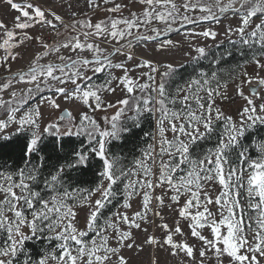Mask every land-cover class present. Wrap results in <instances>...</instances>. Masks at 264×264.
<instances>
[{
  "label": "snow or ice",
  "instance_id": "1",
  "mask_svg": "<svg viewBox=\"0 0 264 264\" xmlns=\"http://www.w3.org/2000/svg\"><path fill=\"white\" fill-rule=\"evenodd\" d=\"M4 3L18 14L11 27L0 21V264H129L123 250L145 246L174 264H264V137L253 135L264 128V0H86L93 15H108L72 12L70 23L30 0ZM229 13L239 20L229 42L254 51L228 80L194 69L180 84L171 64L160 72L136 54L141 44L175 48L168 36L185 25L194 26L185 39L215 40L196 26ZM36 27L52 42L33 36ZM33 40L42 51L13 73L17 49ZM189 47L192 61L207 58L206 47ZM229 80L244 102L235 115L218 104L233 99ZM136 137L130 158L111 150ZM150 215L163 235L137 244L133 229L147 234Z\"/></svg>",
  "mask_w": 264,
  "mask_h": 264
},
{
  "label": "rangeland",
  "instance_id": "2",
  "mask_svg": "<svg viewBox=\"0 0 264 264\" xmlns=\"http://www.w3.org/2000/svg\"><path fill=\"white\" fill-rule=\"evenodd\" d=\"M16 2L23 3L24 0H16ZM30 2L34 4L38 3L46 8H50L52 11H55L57 14L61 15L64 18L65 23H70L72 18V12H77L78 14L87 13L89 16H92L93 22L108 15L107 13L103 12H98L93 15L91 10L87 7L86 0H30ZM124 2L127 3L128 0H124ZM138 8L139 5H136L134 6L133 10H136ZM17 14L18 13L12 10L10 6L4 3V0H0V21L4 22L9 27H11L13 19ZM77 18L80 17L78 16ZM238 23V18H233L231 13H229L227 15V18L221 17V21L219 24H216L214 22H203L200 25L196 26V30L211 27L214 31L218 33V36L215 40H212L210 38L205 39L202 37H198L191 40L185 39V33L187 31H190L194 27L192 25H185L183 28L180 29L179 33L173 32L170 33L168 36V38L177 42V46L175 48L157 52L155 51L154 44L150 43L147 47L141 44L136 48V54L140 58L149 59L152 60L154 63H157L160 72L165 71L164 65L166 64H171L174 68H180L186 64L193 62L192 56L196 55L189 47L190 43L192 45L206 47V51L209 52L213 48H216L222 44L229 42V37L225 35L226 29L228 25L236 27ZM59 30L63 31V28H60ZM30 31L33 36L43 35L47 42H52V34L50 33V31L42 30L39 27H36ZM164 38L165 37H161V39ZM231 39L235 40L237 39V37L233 36L231 37ZM17 51L20 52L21 55L16 61L11 62L13 73H15L18 69H26L30 59L33 58L36 52L42 51V47L35 40H33L25 46H22L21 48L17 49ZM245 67L250 74H254V72L256 71L255 65H245ZM144 70L134 71L132 75L138 76L139 72ZM242 70L243 69L237 67L233 69L230 73L238 74ZM260 74L264 75V72H261ZM7 75L8 73L6 72V70L4 68H0V80L4 79V77ZM157 79H159V76H157ZM228 82L229 95L232 96L233 99L226 100L223 102L218 101V104H220V106L227 114L235 115L238 107L242 106L244 102L240 99V97L235 95L232 88V82L230 80ZM18 87H22V85H18ZM117 97L123 98V94L118 91L115 96H110L109 99L115 102V99ZM257 103H259V101H257ZM100 115H103V113H101ZM262 137H264V135ZM252 154L255 155L254 152ZM219 191L220 187L218 184H216L211 192V195L215 196L219 194ZM135 210H137V205L134 203L132 211ZM213 211H215V208H213ZM162 214L165 216V222H167L169 225H174L175 220L178 218L175 213L167 209H165ZM153 219H155V224L160 223L159 218H153L150 215V222L144 225V227L148 229L147 234L142 230L133 229V236L137 244H141L145 239L146 235L148 234H155L157 237H162L163 233L161 232V230H159L153 223H151ZM81 220L83 221V214L81 215ZM182 227L187 233L188 229L186 224L182 223ZM205 235H209V233L205 231ZM181 238L182 237H177V239ZM123 254L127 257L129 264H151V260L153 257L158 258L160 264H174L173 258H171L165 251L160 249H154L151 246H145L144 250L140 252H137L136 250L125 249L123 250ZM225 264H227V259H225Z\"/></svg>",
  "mask_w": 264,
  "mask_h": 264
},
{
  "label": "trees",
  "instance_id": "3",
  "mask_svg": "<svg viewBox=\"0 0 264 264\" xmlns=\"http://www.w3.org/2000/svg\"><path fill=\"white\" fill-rule=\"evenodd\" d=\"M252 51L254 50H249L248 48L237 44L236 46H233L230 42H227L225 44H222L216 48H213L208 52L207 58H202L199 61H193L189 64H186L180 68H176L178 72L177 76V83L182 84L183 80L180 79V76H183L184 80L188 79L190 75H195L194 69L199 71V70H204V71H212L216 70L219 72L220 76L224 79H228V74L235 68H240V65H244L245 61L250 59L252 55ZM228 53H231L229 56ZM217 59L220 61L218 65L212 63L213 59ZM173 88L175 85L172 86ZM145 130L146 131H151V128L149 127L148 124H145ZM253 135L256 136L257 138H260L264 135V128L255 130L253 132ZM215 141H209L204 147H211L213 146ZM135 146H140V141L139 137L133 138L131 142L125 143V144H117L114 143L111 145V150L115 153H120L123 152L125 155H129L130 158V150L134 149ZM7 156H0V163H3L5 160H7ZM95 164V161H93ZM96 169L93 168L90 171H88L82 179L86 182L85 186H88L92 183L94 176L93 173ZM109 210H115L114 208L111 209H106L105 214L108 213Z\"/></svg>",
  "mask_w": 264,
  "mask_h": 264
},
{
  "label": "water",
  "instance_id": "4",
  "mask_svg": "<svg viewBox=\"0 0 264 264\" xmlns=\"http://www.w3.org/2000/svg\"><path fill=\"white\" fill-rule=\"evenodd\" d=\"M203 23V22H202ZM245 90L247 91V87L245 88Z\"/></svg>",
  "mask_w": 264,
  "mask_h": 264
}]
</instances>
